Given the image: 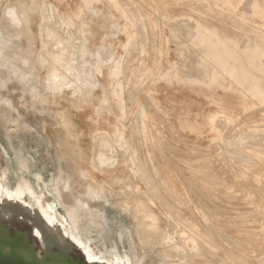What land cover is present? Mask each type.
<instances>
[{
    "label": "rangeland",
    "instance_id": "rangeland-1",
    "mask_svg": "<svg viewBox=\"0 0 264 264\" xmlns=\"http://www.w3.org/2000/svg\"><path fill=\"white\" fill-rule=\"evenodd\" d=\"M220 1L222 2L220 3ZM220 1L218 0L217 2V0H136V1L118 0V4H120V7H122V11L124 10L123 11L124 14L129 16L132 14L131 17L135 16L134 17L135 19L133 20H136L134 21L135 22L134 24H136L135 26L137 28L134 26L135 29L134 28L131 29V32L133 33L132 35L133 37H132V41L129 42L130 47L128 46L132 51L131 53V51L128 50L129 49L128 47L126 49L129 52H127V50H124L125 47H122L123 43H125V41L127 42V35H125V33H120V32L118 33L119 31L118 29L111 30L110 28L111 20H117L119 21V23H124L126 19L122 17L121 11H119L117 8H114L111 5L109 0H101L96 5L97 7H100L102 9L103 11L102 15H97V14L92 15L91 11L90 13H88L89 12L88 9H85L84 12L83 11L81 12V6L83 5L82 0H42V1L41 0H0V32L2 33L4 39L6 40L5 43L1 44L2 55L0 58V177L1 176L7 177V180L11 181V185L13 187L15 186L18 167H19L17 162L18 160L16 159L19 158L18 155L19 152L25 159L29 161L31 172L33 173L39 172L43 175L44 180L47 182V186H48V191L46 190V199L53 206H55L58 209V211L63 215L64 217L63 220L67 221L68 223V225H66L67 227L65 226L61 229L69 231L66 232L68 234H64L65 232L64 231L63 234L61 235V233L57 231V229L55 228L54 229L52 228L50 231H49L50 228L49 229L46 228L47 232L51 233V237L49 236V240H48L49 242L50 241L59 242L58 237H60L62 240H64L66 236L72 237V234L76 232V229L74 228V222L73 220H71L68 211L72 209V211H74L75 213V215H73L74 217L76 216V214L77 215H79L80 213L82 214V209L79 207L80 202H78V200L81 201V204L84 203L85 200V202L91 207V210L92 209L95 210L96 208H99L102 213L104 212L106 216V221L100 220L102 218L101 216H95L97 218H95V220L93 219L94 221L92 220L93 222L92 223L89 221L92 215L83 214L82 221L79 224V228H77L79 231L82 232L83 237L82 236L81 238L79 237V239L81 240L80 242L74 239L73 237L72 238L85 251L84 244L82 243L84 238L86 241H88V243L90 244L89 246L93 249L92 253L98 256V253L100 252L103 256H105L107 262L110 261L108 263L163 264L169 262L168 264H174V263L178 264L182 261L185 262L190 260L192 264H202V263L216 264L215 259H211L213 258V256L210 253L209 255L206 254V252H204L205 249H207V247L209 246L208 243L206 242V240H209L208 238L209 236L211 238L209 240V243L212 242L211 244L213 245L216 243L215 245L218 247V249L216 250L218 251L217 255H219L220 257L222 256L225 257L226 251H229L230 249L233 251L234 255L241 258L240 262H242L243 264H258V263L264 264V245H263L264 222H262L264 221L263 218L264 217V194H263L264 193V187H263L264 186L263 184L264 183V169H263L264 144H261L264 143V139H263L264 138V132H263L264 102H262V100L250 98L249 96L243 98L235 91H230V90L225 91L222 88H208L201 84L192 83L191 80L194 77L192 78L185 77L187 74H185L184 76V73L189 72V74H195L194 73L195 71L192 70L193 66L186 67L185 63L188 65V62L189 63L191 62L190 64H192L196 60V57L191 55L192 53L188 50L177 52V48L179 47L178 45H181V48L189 47V42H186L189 41L186 40L188 38L186 35V31H188L191 27H193L191 26V24H193L194 22L193 19L194 20L198 19L203 24H207V25L214 24V26H216L220 31L225 32L229 36H232L233 38H236L238 40L241 39L244 40V38L246 39L247 32L250 29L253 30V32L251 31L252 32L251 35L257 34L258 36L261 35L264 38V33H263L264 17L261 14H259L255 6L251 4V2L253 3V0H239V1L220 0ZM261 1L264 4L263 0ZM129 2L132 5H130ZM44 3H46L47 5H45ZM136 3L138 4V6ZM242 5L244 9L242 8ZM251 6H252V10H251ZM50 8L51 11H49ZM239 9L241 15L239 14ZM247 10L249 11L247 12ZM42 11H43L42 14H45V17L41 15L40 12ZM110 12L111 14H115V19H113L110 16L111 15ZM51 13L52 15L54 13L55 17L56 16L58 17V18L56 17L58 19V20L56 19L57 22L56 20L49 22L50 20L49 14ZM62 14L64 16L69 15L74 18L75 30L72 29L73 27H69L68 25L66 26L67 28L65 29L64 23L59 22L60 25L62 24L61 26L64 25L63 29H61L62 27L60 28V26L59 27L56 26L58 27L57 28L58 30L56 28L49 29V32L51 33L52 36L55 37V39L48 38L44 33V28L45 27L47 28L48 25L51 26L52 28L53 26L55 27V25L58 24V21H60L59 20L60 15ZM79 14H80L79 17H83L87 22L86 24L87 26L85 25L84 27L85 33H83L82 30L83 27L80 22V18L78 17ZM53 17L54 15L52 16V19ZM180 18L186 22L185 24L188 23V25L183 26L184 28L181 29L179 28V26L176 25V23H174L177 22L178 19ZM186 18L190 22H188ZM171 23L172 24L174 23L175 27H173ZM51 24H53V26ZM169 24L172 25V26L170 25L171 28L169 27ZM146 25L148 27H145ZM172 27L173 28L178 27V28L173 29ZM68 28H71L73 30V32H71L72 35L68 31ZM161 29L162 32L160 31ZM194 29L195 27H193V30ZM75 31L76 33L78 32L77 35L74 34ZM114 31H115L114 34L116 35L115 38L114 36H112V32ZM147 33H149L150 35L148 36ZM79 34L80 37L84 36V38L88 39L87 46L89 48V52L91 53L92 51L91 53L92 55L90 57L87 56L86 58L87 61H93L90 59L94 57V53L103 43L107 45H112L113 49H111L110 52H114L117 55V57H120L122 60L121 62L124 61L123 66L121 67L123 73L120 75L119 79L121 80V78L123 77L125 79L126 78L128 79H126L125 81V79L123 78L124 80L123 79L121 80L122 82L121 84L123 85H121L120 88L117 87V90L118 92L120 90H123L122 96H125L123 97L125 100V105L128 103L127 105H130V108L129 107L126 108L128 109L127 110L128 112L126 111V115L123 118L121 117L122 115L120 116L118 115L120 113V109L117 107L116 104L117 98L115 97V93H114L116 83L115 81L112 82V80L109 77V71L111 69L110 67L103 68L104 70L103 76H99L100 86L96 88L95 91L88 94L87 96L79 95L80 96L79 97L77 95L78 97H76L75 95H72L70 91L71 89L67 86L64 88L63 90L64 92L62 91L63 93H61V95L59 93H52L54 92V90L47 88V85L51 83V79L49 78L50 75H52L53 77H57L58 74H63L62 72L57 71L56 68H54L51 64H46V61L50 53H52V51L54 52L57 51V47L54 50H52L54 46L53 42L55 40L60 41V39L69 40V41L73 40L74 42H76V45H79L82 43L81 41H83V37H81L82 38L81 39L78 36ZM141 34H144L145 37L144 35L142 36ZM69 35L73 39H70L71 37ZM157 35H158V39H157ZM75 37L76 40H74ZM148 37L150 38V40ZM181 37L183 38L182 40H185L184 41V43H186L185 45L183 41H182L183 44L180 43ZM135 38L136 39L139 38L140 40L137 39V41H133L136 40ZM142 38H144L146 41ZM173 38L175 40H171ZM168 39L170 40V42H168L169 41ZM149 41L151 43H149ZM135 42H138V47H140L137 48L138 50L133 49L137 47V43ZM143 42L145 44L147 42L146 44L148 47L147 49ZM134 44H136V46H134ZM186 51L187 53H185ZM126 53L127 54L131 53V54H129V57H127ZM182 53H184L188 57V59L186 57L185 60L183 57L184 54ZM124 57H126L128 61H126ZM184 60L186 61L185 63L181 62L184 65L181 63L179 64L178 61H184ZM140 62L141 65H139ZM12 65L15 66V69H18L19 71L15 72L14 71L15 69L12 67ZM173 66L176 67L174 68ZM177 67L179 68L177 69ZM165 70L176 71L178 78L177 77L176 78L173 77V79L167 78L165 76L166 74ZM21 72L23 73L26 72L29 75L27 77H23ZM130 75L133 76L131 77ZM55 82L58 86L63 85L60 84L61 79L59 78H56ZM32 87L38 89V93H40L41 95L40 98H35L36 91H32ZM127 92L130 93L128 94ZM106 93L109 94L108 96L110 99L109 101L110 103L106 102V104H102L101 100ZM131 95L132 96L134 95L133 99ZM129 97L132 100H130ZM6 99L9 101H6ZM135 100L137 101L135 102ZM72 103L74 104L75 107L73 106ZM147 104H150L153 107L148 105L147 107L149 108H146ZM109 105L111 108L110 110H112L113 112L108 110L107 107H109ZM137 105H139V107H137ZM222 106L225 109H228L227 111L228 113H230L229 118L226 115V113L224 114L221 108ZM130 109H131L130 111L131 113L129 112ZM146 109L148 110L145 111ZM134 110H138L139 112L138 111L134 112ZM137 113L138 116L136 115ZM132 114H134L135 116ZM127 116L128 118H126ZM138 118L139 120H137ZM121 119L123 123H121L122 121L120 122ZM217 119H221V120H217ZM222 120H223V125L225 126L224 129L222 127L223 126L221 122ZM218 121H220V123ZM129 122L130 123L134 122L133 124L136 123L135 126H138L137 127L138 130L135 131L134 129L130 128L133 127V124H130ZM216 122H218L217 124H220L218 125L219 127L217 126ZM138 123L139 125H141L140 127ZM235 124H237V126H235ZM115 125L117 127L119 126L120 128H123V125L125 126V131H127V134L125 132L124 136L127 141L126 144V148L128 149L127 154L132 155V158H135L136 156L137 160L138 159L139 161L141 160L140 162H142L143 160L144 165L145 163L147 165V166L145 165L146 166L145 168H147L146 173L148 172L147 174L152 176L158 182L159 181L161 182V180H158L161 179V177L170 180V183H167L168 185L167 184L163 185L164 189L167 187L168 188L166 190L162 189V193L168 195L169 197H172L171 202L173 201L177 202L178 205L176 204V202H173L175 205L179 206L178 209L177 208L175 209V211L177 213L181 212V214L178 213L179 218L182 219L183 221L184 219L187 220L184 221V223L186 224L183 223L184 224L183 225L182 222L179 223L178 218H176V220L178 221V226L180 225L179 227H177L176 224L168 220L169 218L167 215V210L160 206L159 201L154 199L155 204L151 202L146 203L148 197H151V194L148 193L149 191L145 186V183L142 182L143 180L140 178L139 174L135 175L133 178V170L129 168L131 167L130 160L129 162L128 161L121 162L117 167L106 169L107 172H101L100 169H97L93 165L94 163L93 159L95 157L94 154L96 153L94 136L97 130H99V133L108 132L113 135L115 132V127H116ZM141 127H143L142 129L144 130H142ZM151 127L153 131L151 130ZM231 127L234 128H232L231 130ZM243 127L244 130L246 131L244 133V130H242V134H243L242 135L241 129H243ZM140 129L142 130L143 134H140L142 133ZM129 130L134 131L135 133L132 132V134H130L131 131ZM231 131L232 133L234 131L237 132V133H233L234 134L233 136H235V134L237 135L235 137L228 136V134L230 135ZM253 131L256 133H254ZM257 131L259 132V135L257 134L258 133ZM247 132L248 133L250 132L248 136H247ZM149 133L152 134V136L148 135ZM145 134H146L145 137L146 139L144 138ZM140 135H144V136L142 137ZM241 135H242V139L245 140L242 141V143L239 142L241 141L239 140L241 139ZM237 136L239 138H237ZM150 137H152L153 140ZM244 137L247 138V141ZM132 138L133 140L131 141ZM235 139H237V141ZM141 140L143 141V143L141 142ZM224 140L226 142V145L229 144L228 146H225ZM230 140L232 142L234 140L235 143L230 142ZM144 142H146L147 145ZM215 142H217L220 145L219 148H216V146L218 147L219 145H217V143ZM238 142L241 143V145ZM247 142L249 144H246ZM244 143L246 148L242 147L244 146ZM163 144L165 145L163 146ZM235 144L236 146H234ZM137 145L139 147L138 150H137ZM168 145L169 147H167ZM259 145L261 146L260 148ZM158 146L160 147L161 150L165 147L164 149L167 153L164 151V149L161 152ZM247 146L249 148H247ZM141 148L143 149V151ZM172 148L174 152L170 150ZM222 149H224L225 151ZM233 150H235L236 153L231 155V152L233 153ZM241 150L245 152L242 153ZM152 151L155 152V154H153ZM221 151L225 153L222 152L223 155H221L222 154ZM228 152L230 154H228ZM132 153H136V155ZM163 153L165 156L167 155L166 159L162 157L164 156ZM226 154L227 156H224ZM239 154L241 157L239 156ZM247 155H249L250 159L247 157ZM235 156L236 157L238 156V158H235ZM121 157H122L121 153L120 154L118 153V158L122 159ZM223 158H225V160ZM229 158L231 159L229 160ZM153 159H155L156 161ZM236 159L237 160L239 159L238 162H236L237 161ZM226 160H228V162L232 161L231 162L232 164L230 162L228 163ZM255 161L257 164L255 163ZM156 162H158V164ZM169 162L171 163L168 164ZM152 165L154 166V168L152 167ZM156 165L158 166L156 167ZM240 166L242 169L240 168ZM158 167L161 168L162 175L159 173L161 171L159 170ZM80 169L83 171L85 170L84 171L86 173L85 176L81 175ZM5 170L7 172H4ZM155 173L158 175H156ZM124 175L125 177L127 175L128 177L131 176L132 179L134 180V181L132 180V182L138 185V189L141 192H139L138 194L135 193L130 194L129 189H125L126 186L125 183H123V181L116 183L117 181L115 180H118L117 177L118 178H120L121 176L124 177ZM253 175H255L256 177ZM62 177L65 181H63ZM58 178H60L61 180L60 179L59 180L60 182H62V184L59 182L60 183V186H58L59 189L56 188V184H53V181L56 182ZM32 181H35L34 177L32 178ZM136 184L132 185V187H134ZM91 185L96 186L99 189V191L103 192L105 199L101 201H95L84 196L85 194H83V192L85 188ZM171 185L173 188L172 190L169 187ZM190 186L191 187L193 186L194 188L193 187L191 188ZM231 186L233 188H231ZM194 190L196 192H194ZM142 191L144 193L147 192V194L146 195L143 194ZM260 191H262L263 193ZM167 192H169V194ZM171 192L176 194L175 195L171 194ZM24 195H25L24 198L26 200H30L26 194ZM176 195H178V198L173 199L175 198ZM131 197L133 198L131 199ZM179 197L180 200H182L181 202H179L180 200H178ZM75 198H77L76 199L77 201L75 200ZM141 200L146 201L144 202L145 208H148L149 210H153L159 216V228L157 232L153 230L149 231L146 230L145 228L143 229L142 227L143 213L140 214V212H136L137 203H141L140 202ZM181 203L183 204L185 203V205L183 206V204ZM195 205H197V207ZM185 206H187L188 208ZM179 208L180 211H178ZM190 208L192 211L189 210ZM181 209L183 210V212L181 211ZM222 210L225 212L222 213L221 212ZM199 211L200 213H198ZM208 212L210 213V215ZM165 214L167 215V218L165 217L166 216ZM193 215H195L196 217ZM139 217L140 219H138ZM18 218L19 216L17 215V213H14V218L11 221L5 219L6 221H4V223L10 227L13 233H17L18 231L25 232L28 235V239H29L30 236L26 231H24L19 226L13 229L10 226V222L11 224H15V222H18L19 224L24 226H27L26 222H29L33 225V228L35 225L29 219H25L24 217H22L20 218L21 219L20 220ZM164 218H166L167 221ZM207 218H209L210 220ZM13 220L15 221L13 222ZM96 220L98 221L96 222L97 224L95 223ZM208 222L210 225H208ZM193 224H197V225L199 224L197 230L200 232V234L202 233L201 236H199L195 232H192L193 231L192 228L195 229V227H193ZM186 225L188 228L186 227ZM189 225L190 228L192 227L191 229L189 228ZM171 226H173V228ZM209 228H211L210 230L213 231H210ZM183 230L187 232L186 235H190L193 233L196 234V237L201 240V244L203 245L205 244L206 246L204 247L203 252L201 249V251H197L196 253L192 251L193 252L192 253L191 251L189 252L188 250H184L181 247L177 248L175 246L176 243L180 245V242L182 246L183 244L185 245L186 235H182ZM214 230H216L220 236L223 233L221 236L222 238L219 235H217L216 231ZM205 231L206 234L204 233ZM169 232H170V236L172 235L175 241H173V243H164L163 236H166L167 234H169ZM35 233L40 236L39 233L37 232ZM223 235H224V239H223ZM228 235L231 241L227 237ZM180 238L182 239V241H180L181 240ZM225 238L228 239L229 242ZM223 240L224 241L226 240V242H224ZM233 243H235L236 245ZM232 244L235 246H233ZM221 246L223 248H221ZM185 249H187L186 246ZM85 252L87 253V251ZM190 253L192 254L191 256L193 260L191 259ZM115 256H118L120 258L116 259ZM122 258L123 260H121ZM228 262L229 264H233L231 263L233 261H228Z\"/></svg>",
    "mask_w": 264,
    "mask_h": 264
},
{
    "label": "bare ground",
    "instance_id": "bare-ground-1",
    "mask_svg": "<svg viewBox=\"0 0 264 264\" xmlns=\"http://www.w3.org/2000/svg\"><path fill=\"white\" fill-rule=\"evenodd\" d=\"M42 1V0H41ZM83 1V5L81 6V12L83 11L84 12V10L85 9H88L89 10V12L88 13H90V11L92 12V15H95V14H97V15H102L103 14V11H102V9L100 8V7H97L96 5L101 1V0H82ZM128 1V0H127ZM136 1V0H135ZM220 1V0H219ZM237 1H239V0H237ZM236 1V2H237ZM109 2L111 3V5L114 7V8H117L119 11H121L122 12V17H124L126 20H125V22L124 23H119V21H117V20H111V26H110V28H111V30L113 29V30H116V29H118L119 31H118V33L120 32V33H125V35H127V42L125 41V43H123V46L122 47H125V49L124 50H127L126 48L129 46V42L130 41H132V35H133V33L131 32V29L132 28H134V26L136 25V24H134L135 22L134 21H136V20H133V19H135L133 16L131 17V15L129 16V15H125L124 14V10L122 11V7H120V4H118V0H109ZM217 2H218V0H217ZM222 1H220V3H221ZM225 2V1H224ZM235 2V3H236ZM251 2V1H250ZM263 2H264V0H263ZM119 3H120V1H119ZM138 3V2H137ZM136 3V4H137ZM226 3V2H225ZM224 3V4H225ZM45 5H47L46 3H44ZM129 4H130V2H129ZM202 4V3H201ZM206 4V3H205ZM204 4V5H205ZM223 4V3H222ZM227 4V3H226ZM231 4V3H230ZM238 4V3H237ZM251 4L253 5V6H255V8H256V10H257V12L259 13V14H261L263 17H264V4L262 3V1L261 0H253V3L251 2ZM52 5V4H51ZM126 5V4H125ZM130 5H132V4H130ZM69 6V5H68ZM137 6H138V4H137ZM160 6V5H159ZM246 6V5H245ZM34 7H35V5H34ZM51 7V6H50ZM133 7V6H132ZM193 7V6H192ZM222 7V6H221ZM240 7V6H239ZM249 7V6H248ZM53 8V7H52ZM194 8V7H193ZM218 8V7H217ZM242 8H243V5H242ZM246 8V7H245ZM32 9H34V8H32ZM37 9V8H36ZM41 9V8H40ZM117 9H116V11H117ZM128 9V8H127ZM209 9V8H208ZM234 9H235V7H234ZM241 9V8H240ZM240 9H239V14H240ZM244 9V8H243ZM158 10V9H157ZM195 10V9H194ZM221 10V9H220ZM219 10V11H220ZM242 10V9H241ZM251 10H252V6H251ZM255 10V11H256ZM49 11H51V8H50V10ZM53 11V10H52ZM58 11V10H57ZM135 11V10H134ZM210 11V10H209ZM212 11V10H211ZM235 11V10H234ZM249 10H247V12H248ZM128 12V11H127ZM223 12V11H222ZM231 12V11H230ZM236 12V11H235ZM241 12H243V11H241ZM41 13V15H43V17H45V14H42L43 13V11L42 12H40ZM59 13V12H58ZM126 13V12H125ZM136 13V12H135ZM143 13V12H142ZM141 13V14H142ZM154 13V12H153ZM197 13H198V11H197ZM237 13V12H236ZM250 13V12H249ZM110 14H111V12H110ZM130 14V13H129ZM139 14V13H138ZM54 15V17H53V19H52V16ZM53 15H52V13L51 14H49V22H52V21H55L57 18L55 17V14L53 13ZM81 15H82V13H81ZM84 15V14H83ZM160 15V14H159ZM206 15V14H205ZM241 15V14H240ZM243 15V14H242ZM248 15V14H247ZM80 16V14L78 15V17ZM91 16V15H90ZM113 19H115V14H111L110 15ZM156 16V15H155ZM164 16V15H163ZM219 16V15H218ZM229 16V15H228ZM92 17V16H91ZM158 17V16H157ZM161 17V16H160ZM159 17V18H160ZM194 17V16H193ZM208 17V16H207ZM241 17V16H240ZM251 17V16H250ZM260 17V16H259ZM80 18V22H81V24H82V30H83V33H85L84 32V27H85V25L87 24V22H86V20L83 18V17H79ZM137 18V17H136ZM141 18H142V16H141ZM221 18V17H220ZM244 18V17H243ZM86 19H87V17H86ZM120 19V18H119ZM176 19V18H175ZM192 19V18H191ZM239 19V18H238ZM246 19V18H245ZM249 19V18H248ZM247 19V20H248ZM58 20V19H57ZM57 20H56V22H57ZM60 21H58V24H59V22L61 23H64V25H65V29L67 28L66 26L68 25L69 27H73L72 29H74L75 28V20H74V18L72 17V16H69V15H60V19H59ZM165 20V19H164ZM186 20L188 21V22H190L187 18H186ZM259 20H260V18H259ZM193 24H191V26H193V27H195V29L193 30V27H191L188 31H186V35H187V37L189 38H187V37H185V38H187L186 40H189V41H186V42H189V47H188V44H187V47L188 48H181V45H178L179 47L177 48V52L178 51H185V50H188V51H190L192 54L191 55H193V56H195L196 57V60L192 63V64H190L189 62H188V65L185 63L186 61V55L184 54V53H182V54H184L183 55V57H184V61H178L179 62V64L181 63V62H183V63H185V66L186 67H192V70H194L195 72V74H189V72H183L184 73V76H185V74H187L185 77H194L192 80H191V82L192 83H195V84H201V85H204V86H206V87H208V88H222L223 90H225V91H235L236 93H238L241 97H243V98H246L247 96H249L250 98H254V99H257V100H262V102H264V38H263V36H261V35H251L252 34V32H253V30L252 29H250V30H248V32H247V38L245 39L244 38V40H238V39H236V38H233L232 36H229L227 33H225V32H222V31H220L216 26H214V24H210V25H207V24H203L201 21H199L198 19H193ZM241 21H243V20H241ZM26 22V21H25ZM141 22V21H140ZM139 22V23H140ZM162 22V21H161ZM164 22V21H163ZM229 22V21H228ZM90 23V22H89ZM138 23V22H137ZM146 23V22H145ZM170 23V22H169ZM174 23H176V25L177 26H179V28L181 29V28H184L183 26H185V25H188V23L187 24H185L186 22L184 21V20H182L181 18L180 19H178V21L177 22H174ZM174 23L172 24L173 25V27H175L174 26ZM55 25V23H54V25H55V27L53 26V24H51L52 26H53V28L51 27V26H49L48 25V27L46 28H44V33H45V35L48 37V38H51V39H55V37L54 36H52L51 35V33L49 32V29H54V28H58L59 26H60V28L61 29H63V26H61L60 24L59 25ZM144 24V23H143ZM166 24V23H165ZM164 24V25H165ZM171 24H169V27L171 28ZM234 24V23H233ZM232 24V25H233ZM250 24V23H249ZM256 24V23H255ZM261 24V23H260ZM171 25V26H170ZM56 26H58V27H56ZM87 26V25H86ZM143 26V25H142ZM230 26V25H229ZM136 27V26H135ZM145 27H148L147 25L145 26ZM168 27V28H169ZM172 27V28H173ZM81 28V27H80ZM137 28V27H136ZM144 28V27H143ZM176 28H178V27H176ZM176 28H173V29H176ZM186 28V27H185ZM48 29V30H47ZM69 29H71V28H68V31L71 33V32H73V30L71 29V30H69ZM106 29V28H105ZM135 29V28H134ZM237 29H238V26H237ZM241 29V28H240ZM239 29V30H240ZM58 30V29H57ZM60 30V29H59ZM75 30V29H74ZM78 30V29H77ZM139 30H140V28H139ZM142 30V29H141ZM172 30V29H171ZM185 30V29H184ZM192 30V31H191ZM62 31H65V30H62ZM61 31V32H62ZM91 31V30H90ZM135 31V30H134ZM146 31V30H145ZM147 31H148V28H147ZM161 32H162V29L160 30ZM181 31V30H180ZM183 31V30H182ZM247 31V30H246ZM252 31V32H251ZM261 31V30H260ZM137 32V31H136ZM135 32V33H136ZM171 32V31H170ZM174 32H175V30H174ZM262 32V31H261ZM64 33V32H63ZM65 33H67V32H65ZM115 33V31L114 32H112V36H114V38L116 37V35L114 34ZM141 33H143V32H141ZM172 33V32H171ZM176 33H177V30H176ZM178 33H179V30H178ZM184 33V32H183ZM264 33V32H263ZM69 34V33H68ZM67 34V35H68ZM74 34H78V32L76 33V31H75V33ZM138 34V33H137ZM148 34V36L150 35L149 33H147ZM174 34V33H173ZM185 34V33H184ZM255 34V33H254ZM71 35H72V33H71ZM76 35H74V36H76ZM83 35V34H82ZM88 35V34H87ZM96 35V34H95ZM118 35V34H117ZM142 36L144 35V34H141ZM70 36V35H69ZM79 37H80V34L78 35ZM71 37V36H70ZM78 37V38H79ZM81 37H83V41H81L82 43L81 44H79V45H76V42H74L73 40V42L72 41H69V40H61L60 39V41H54L53 42V44H54V46H53V48H52V50H54L56 47H57V51L56 52H54V51H52V53H50V55H49V57H48V59H47V61H46V64H51L54 68H56V70L57 71H59V72H62L63 74H58L57 75V77H53L52 75H50L49 76V78L51 79V83L49 84V85H47V88L48 89H51V90H54V92H52V93H59L60 95H61V93H63L64 91V88L67 86V87H69L71 90V93H72V95H75L76 97H78L79 95L80 96H87L88 94H90L91 92H93V91H95V89L96 88H98L99 86H100V80H99V76H103V72H104V70H103V68L104 67H110L111 69H110V71H109V77H110V79L112 80V82H114L115 81V83H116V87H115V89H114V93H115V97L117 98L116 99V104H117V107L120 109V113L118 114L119 116L120 115H122L121 117L123 118L125 115H126V111L128 110V109H126V108H130V105H127V107H126V105H125V100H124V98L123 97H125V96H122V91L123 90H120L119 92H118V90H117V87H121V85H123V84H121L122 82H121V80L124 78H121V80L119 79V77H120V75L123 73V70H122V66H123V62H121L122 60H121V58L120 57H117V55L114 53V52H110L111 51V49H113V46L112 45H107V44H105V43H103L102 45H100V47L97 49V51L94 53V57L92 58V59H90V60H93V61H87V56H91L92 54V51H91V53L89 52V48H88V46H87V42H88V39L87 38H84V36H81ZM80 37V38H81ZM137 37V36H136ZM139 37H140V35H139ZM144 37H145V35H144ZM166 37V36H165ZM244 37V36H243ZM149 38V37H148ZM184 38V39H185ZM63 39V38H62ZM64 39H66V38H64ZM70 39H73L72 37L70 38ZM82 39V38H81ZM136 39V38H135ZM138 40H140L139 38H137ZM137 39L136 40H133V41H137ZM142 39H144V38H142ZM157 39H158V35H157ZM183 38L181 37V44H183L184 43V41L185 40H182ZM74 40H76V37H75V39ZM145 40V39H144ZM143 40V41H144ZM149 40H150V38H149ZM169 40V39H168ZM171 40H175L174 38L173 39H171ZM80 41H79V43H80ZM92 41V40H91ZM100 41H101V39H100ZM146 41V40H145ZM144 41V42H145ZM157 41V40H156ZM182 41H183V43H182ZM6 42V40L4 39V37L2 36V33L0 32V58H1V55H2V47H1V44H3V43H5ZM140 42V41H139ZM143 42V43H144ZM168 42H170V40L168 41ZM173 42V41H172ZM75 43V44H74ZM132 43H134V42H132ZM131 43V44H132ZM135 43H137V47L136 48H133V46H132V48L133 49H137V48H140V47H138V42H135ZM142 43V44H143ZM149 43H151L150 41H149ZM174 43H175V41H174ZM177 43V42H176ZM93 44V43H92ZM130 44V45H131ZM140 44V43H139ZM145 44V43H144ZM146 44H147V42H146ZM145 44V46H146V49L148 48L147 47V45ZM158 44V43H157ZM186 43H184V45H185ZM89 46H90V44H89ZM134 46H136V44H134ZM96 47V46H95ZM121 47V48H122ZM130 47V46H129ZM128 47V48H129ZM184 47V46H183ZM176 48V47H175ZM143 49V48H142ZM128 50H130V48L128 49ZM127 50V52H129ZM138 50V49H137ZM158 50V49H157ZM131 51V50H130ZM149 51H150V48H149ZM174 51V50H173ZM131 53H132V51H131ZM131 53H126L127 55V57H129V54H131ZM162 53V52H161ZM166 53V52H165ZM185 53H187V51L185 52ZM89 54V55H88ZM136 54V53H135ZM141 54V53H140ZM175 54V53H174ZM179 54V53H178ZM181 54V53H180ZM125 55V54H124ZM168 55V54H167ZM189 55V54H188ZM143 56V55H142ZM175 56H177V55H175ZM182 56V55H181ZM190 56V55H189ZM179 57V56H178ZM191 57V56H190ZM125 58V60L126 61H128L127 59H126V57H124ZM131 58V57H130ZM154 58V57H153ZM129 59V58H128ZM135 59V58H134ZM187 59H188V57H187ZM124 60V59H123ZM182 60H183V58H182ZM190 60V59H189ZM140 61V60H139ZM142 61V60H141ZM188 61V60H187ZM191 61V60H190ZM193 61V60H192ZM170 63V62H169ZM183 63H181V64H183ZM151 64V63H150ZM125 65V64H124ZM139 65H141V62H140V64ZM144 65V64H143ZM184 65V64H183ZM182 65V66H183ZM150 66V65H149ZM12 67L15 69V66H13L12 65ZM174 68L176 67V66H173ZM180 67H181V65H180ZM185 67V68H186ZM141 68V67H140ZM143 68V67H142ZM179 67H177V69H178ZM124 69V68H123ZM146 69V68H145ZM190 69V68H189ZM142 70V69H141ZM15 72H17V71H19L18 69H15L14 70ZM133 71V70H132ZM139 71V70H138ZM166 71V70H165ZM131 72V71H130ZM136 72V71H135ZM134 72V73H135ZM22 73V76L23 77H27L29 74L28 73H26V72H21ZM125 73V72H124ZM146 74V73H145ZM182 74V73H181ZM127 75V74H126ZM183 75V74H182ZM131 77L133 76V75H130ZM134 76H135V74H134ZM159 76V75H158ZM165 76L167 77V78H169V79H173V77H177L178 78V76H177V74H176V71H173V70H169V71H166V74H165ZM130 77V78H131ZM56 78H59V79H61V83L60 84H63V85H57L56 84V82H55V80H56ZM138 78V77H137ZM141 78V77H140ZM125 79V78H124ZM123 79V80H124ZM126 79H128V78H126ZM126 79H125V81H126ZM134 79V78H133ZM149 79H151V78H149ZM161 79V78H160ZM137 80V79H136ZM162 80V79H161ZM179 80V79H178ZM181 80H183V79H181ZM132 81V80H131ZM143 81H144V79H143ZM168 81V80H167ZM187 81V80H186ZM189 81V80H188ZM133 82V81H132ZM132 82H131V84H132ZM138 82V81H137ZM148 82V81H147ZM173 82V81H172ZM178 82V81H177ZM128 83V82H127ZM154 83V82H153ZM137 84V83H136ZM178 84V83H177ZM185 84V83H184ZM183 84V85H184ZM101 85H104V84H101ZM139 85V84H138ZM134 86V85H133ZM145 86V85H144ZM174 86V85H173ZM182 86V85H181ZM31 87V86H30ZM136 87V86H135ZM61 88H63V89H61ZM59 89H61V90H59ZM122 89V88H121ZM127 89V88H126ZM139 89V88H138ZM29 90V89H28ZM41 90V89H40ZM57 90H59V91H57ZM128 90V89H127ZM140 90V89H139ZM177 90V89H176ZM179 90V89H178ZM32 91H36V96H35V98H40L41 97V95H40V93H38V89L37 88H35V87H32ZM63 91V92H62ZM102 91H104V90H102ZM142 91V90H141ZM140 91V92H141ZM107 92V91H106ZM132 92V91H131ZM138 92V91H137ZM104 93V92H103ZM128 94L130 93V92H127ZM135 93V92H134ZM133 93V94H134ZM107 94V93H106ZM105 94V96L102 98V100H101V102H102V104H106V102H109L110 101V99H109V94H107L106 95ZM138 94V93H137ZM71 95V96H72ZM78 95V96H77ZM139 95H140V93H139ZM79 96V97H80ZM132 96V95H131ZM66 97V96H65ZM64 97V98H65ZM69 97V96H68ZM75 97V98H76ZM67 98V97H66ZM113 98V97H112ZM128 98V97H127ZM134 98V95L132 96V99ZM135 98H136V96H135ZM139 98V97H138ZM129 99L130 100H132L130 97H129ZM130 100H128V101H130ZM6 101H9V100H7L6 99ZM137 100H135V102H136ZM142 101V100H141ZM145 101V100H144ZM76 102V101H75ZM147 102V101H146ZM146 102H144V103H146ZM110 103V102H109ZM142 103V102H141ZM148 103V102H147ZM73 104V103H72ZM131 104V103H130ZM152 104V103H151ZM148 105H150V104H147L146 105V108H149V107H147ZM258 105V104H257ZM73 106H74V104H73ZM142 106V105H141ZM140 106V107H141ZM144 106H145V104H144ZM150 106H152V105H150ZM254 106V105H253ZM259 106H261V105H259ZM75 107V106H74ZM137 107H139V105H137ZM143 107V106H142ZM141 107V108H142ZM153 107V106H152ZM95 108V107H94ZM108 108V110H110L111 108H110V105H109V107H107ZM140 108V109H141ZM222 108V110H223V112H224V114L226 113V115L228 116V118H229V115H230V113H228V109H225L223 106L221 107ZM260 108V107H259ZM261 108H263V107H261ZM132 109V108H131ZM131 109L129 110V112L131 111ZM249 109V108H248ZM148 109H146L145 111H147ZM155 110V109H154ZM153 110V111H154ZM254 110V109H253ZM257 110H258V108H257ZM63 111V110H62ZM102 111V110H101ZM110 111H112V110H110ZM135 111H138V110H134V112ZM158 111V110H157ZM251 111H252V109H251ZM98 112V111H97ZM113 112V111H112ZM128 112V111H127ZM139 112V111H138ZM243 112V111H242ZM254 112V111H253ZM117 113H118V111H117ZM131 113V112H130ZM141 113V112H140ZM143 113V112H142ZM148 113V112H147ZM146 113V114H147ZM110 114V113H109ZM214 114V113H213ZM116 115V114H115ZM132 115H134V114H132ZM137 116H138V113L136 114ZM98 116V115H97ZM128 116H129V113H128ZM128 116L126 117V118H128ZM135 116V115H134ZM136 116V117H137ZM143 116V115H142ZM244 116V115H243ZM248 116V115H247ZM141 117V116H140ZM231 117V116H230ZM114 118V117H113ZM132 118H133V116H132ZM131 118V119H132ZM144 118V117H143ZM119 119V118H118ZM135 119V118H134ZM133 119V120H134ZM223 119V118H222ZM255 119V118H254ZM92 120V119H91ZM127 120V119H126ZM136 120V119H135ZM137 120H139V118L137 119ZM166 120V119H165ZM217 120H221V119H217ZM122 121V119L120 120V122ZM236 121H237V119H236ZM68 122V121H67ZM130 122H132V121H130ZM129 122V123H130ZM136 122V121H135ZM219 123H220V121H218ZM218 122H216V124L218 123ZM222 122V125H223V120L221 121ZM226 122V121H225ZM121 123H123V121L121 122ZM134 123V122H133ZM133 123H130V124H133ZM137 123V122H136ZM135 123V124H136ZM140 123H141V120H140ZM144 123V122H143ZM165 123V122H164ZM255 123V122H254ZM66 124V123H65ZM135 124H133V127H130V128H132V129H134L135 131H137L138 130V126H135ZM212 124V123H211ZM225 124V123H224ZM257 124H258V122H257ZM121 125V124H120ZM129 125V124H128ZM138 125H139V123H138ZM145 125V124H144ZM147 125V124H146ZM166 125V124H165ZM218 125H220V124H217V126ZM221 125V126H222ZM231 125H232V123H231ZM116 126V125H115ZM130 126V125H129ZM141 125H139V127H140ZM143 126V125H142ZM230 126V125H229ZM235 126H237V124H235ZM248 126V125H247ZM219 127V126H218ZM223 127V129H224V125L222 126ZM221 127V128H222ZM227 127V126H226ZM254 127V126H253ZM143 127H141V129H142ZM148 128V127H147ZM232 128H234V127H231V130H232ZM240 128V127H239ZM103 129V128H102ZM140 129V130H141ZM213 129V128H212ZM230 129V128H229ZM127 130V129H126ZM142 130H144V129H142ZM142 130H141V132H142ZM148 130V129H147ZM151 130H152V127H151ZM156 130H158V129H156ZM242 130H244V127H243V129H241V134H242ZM254 130V129H253ZM261 130V129H260ZM129 131H131V130H129ZM153 131V130H152ZM151 131V132H152ZM238 131V130H237ZM245 131L246 130H244V133H245ZM248 131V130H247ZM255 131H256V129H255ZM262 131V130H261ZM112 132V131H111ZM114 132V131H113ZM126 132V134H127V131H125V126L123 125V128H120L119 126L117 127H115V132H114V134L112 135L111 133H99V130H97V132H96V134H95V136H94V134H93V136H94V140H95V147H96V153L94 154L95 155V157H94V159H93V165L97 168V169H100L101 170V172H107V170L106 169H109V168H114V167H117L121 162H124V161H128L129 162V160L131 161V163H130V165H131V167H129L130 169H132L133 170V178H134V176L135 175H140V178L143 180L142 182H144L145 183V186L147 187V189H148V193H150L151 194V197H148V200L147 199H145V200H147V202L146 201H140L141 203H137V207H136V212H140V214L141 213H143L142 215H143V225H142V227H143V229L145 228L146 230H153V231H156L157 232V230H158V228H159V216L157 215V213L156 212H154L153 210H149L148 208H145V204H144V202H146V203H153V204H155V202H154V199L155 200H157V201H159V203H160V206L161 207H163V208H165L166 210H167V215H168V220H170L171 222H173L174 224H176L177 225V227H179L178 226V221H179V223L180 222H182V224L184 223V221H187V220H185L184 219V221L182 220V219H180L179 218V215H178V213L175 211V209L177 208L178 209V207L179 206H177L178 204H177V202L176 201H173V202H176V204L177 205H175L173 202H171V198L172 197H169L168 195H165L164 193H162V189H164L163 188V185L164 184H167V183H170V180L169 179H166V178H164V177H161V179H158V180H161V182L159 181H157V180H155L152 176H150L149 174H147L146 173V170H147V168H145L147 165H146V163H145V165H144V162H143V160H142V162H140L139 161V159L137 160L136 158V153H132V154H135L134 156H135V158H132V155H128L127 154V151H128V149L126 148V144H127V141H126V138H125V133ZM132 132H134V131H131V133L130 134H132ZM149 132V131H148ZM147 132V133H148ZM159 132V131H158ZM250 132H251V130H250ZM249 132V133H250ZM254 132V131H253ZM252 132V133H253ZM258 132V131H257ZM264 132V131H263ZM135 133V132H134ZM139 133V132H138ZM154 133V132H153ZM223 133V132H222ZM226 133V132H225ZM233 133H237V132H233ZM232 133V131H231V133H230V135L228 134V136H233L234 134ZM248 132H247V136H248V134H249ZM254 133H256V132H254ZM253 133V134H254ZM140 134H143V132L142 133H140ZM224 134V133H223ZM232 134V135H231ZM253 134H252V136H253ZM258 135H259V132L257 133ZM260 134H261V132H260ZM129 135V134H128ZM148 135H150V136H152V134H148ZM161 135V134H160ZM226 135V134H225ZM224 135V136H225ZM237 134H235V136H236ZM243 135V134H242ZM242 135H241V139H239V140H241V141H239V142H241L242 143V141H245L244 139H242ZM245 135V134H244ZM140 136H144V135H140ZM162 136V135H161ZM160 136V137H161ZM235 136H233V137H235ZM238 136H239V133H238ZM237 136V138H239ZM146 137V134H145V136H144V138ZM154 137V136H153ZM157 137V136H156ZM155 137V138H156ZM232 137V138H233ZM251 137V136H250ZM128 138H130V137H128ZM150 138H152V137H150ZM223 138V137H222ZM226 138V137H225ZM245 138V137H244ZM252 138V137H251ZM254 138V137H253ZM257 138V137H256ZM260 138H261V135H260ZM146 139V138H145ZM246 139V141H247V138H245ZM255 139V138H254ZM264 139V138H263ZM128 140V139H127ZM133 140V138L131 139V141ZM134 140H136V139H134ZM144 140V139H143ZM152 140H153V138H152ZM159 140H162V139H159ZM167 140V139H166ZM232 140V139H231ZM230 140V142H232ZM236 141H237V139H235ZM251 140V139H250ZM261 140V139H260ZM139 141V140H138ZM145 141V140H144ZM221 141H223V140H221ZM226 141H228V140H226ZM254 141H256V140H254ZM253 141V142H254ZM130 142V141H129ZM128 142V143H129ZM140 142V141H139ZM141 142L143 143V141L141 140ZM218 142H219V140H218ZM233 142L235 143V141L233 140ZM232 142V143H233ZM238 142V143H239ZM260 142H263V141H260ZM75 143V142H74ZM144 143H146V142H144ZM159 143V142H158ZM162 143H165V142H162ZM162 143H160V144H162ZM215 143H217V142H215ZM221 143V142H220ZM224 143H225V146H228V145H226V142H225V140H224ZM224 143H223V145H224ZM231 143V144H232ZM241 143H239L240 145H241ZM76 144H78V143H76ZM76 144H75V146H76ZM154 144V143H153ZM160 144H159V146H160ZM237 144V143H236ZM236 144L234 145V146H236ZM246 144H249L248 142L246 143ZM261 144H264V143H261ZM146 145H147V143H146ZM145 145V146H146ZM149 145V144H148ZM165 144H163V146H164ZM215 145V144H214ZM217 145H219L218 143H217ZM142 146V145H141ZM158 146V147H159ZM232 146V145H231ZM230 146V147H231ZM250 146V145H249ZM263 146V145H262ZM143 147V146H142ZM147 147V146H146ZM154 147V146H153ZM167 147H169V145L167 146ZM171 147V146H170ZM220 147V145L217 147L216 146V148H219ZM221 147H223V146H221ZM238 147H240V146H238ZM242 147H245V143H244V146H242ZM251 147V146H250ZM261 146L259 145V148H260ZM77 148V147H76ZM130 148V147H129ZM138 145H137V150H138ZM162 148V147H161ZM165 148V147H164ZM163 148V149H164ZM232 148V147H231ZM236 148V147H235ZM246 148V147H245ZM247 148H249L248 146H247ZM254 148H257V147H254ZM253 148V149H254ZM135 149V148H134ZM142 149V148H141ZM157 149V148H156ZM159 149H160V147H159ZM162 149V150H163ZM169 149V148H168ZM221 149V148H220ZM226 149V148H225ZM233 149V148H232ZM232 149H229V150H232ZM250 149H252V148H250ZM263 149H264V147H263ZM153 150V149H152ZM161 150V149H160ZM162 150H161V152H162ZM170 150H172L173 151V148L172 149H170ZM175 150V149H174ZM200 150H202V149H200ZM214 150V149H213ZM222 150H224V149H222ZM244 150V149H243ZM243 150H241L242 151V153L243 152H245V151H243ZM259 150V149H258ZM142 151H143V149H142ZM148 151V150H147ZM164 151H165V149H164ZM225 151V150H224ZM240 151V152H241ZM160 152V153H161ZM166 152V151H165ZM174 152V151H173ZM208 152V151H207ZM215 152V151H214ZM223 151H221V153H222ZM247 152V151H246ZM118 153L120 154L121 153V158L122 159H119L118 158ZM146 153H148V152H146ZM152 153L153 154H155V152H153L152 151ZM151 153V154H152ZM167 153V152H166ZM209 153V152H208ZM220 153V154H221ZM223 153H225V152H223ZM223 153L221 154V155H223ZM236 152H235V150H233V153L231 152V155L232 154H235ZM239 153V152H238ZM242 153H240V154H242ZM142 154H144V153H142ZM152 154V155H153ZM177 154V153H176ZM205 154H207V153H205ZM228 154H230L229 152H228ZM240 154H239V156H240ZM248 154H249V152H248ZM251 154V153H250ZM18 155H19V158L18 159H16V160H18L17 162H18V165H19V167H18V173H17V171H16V173H17V178H16V184H15V186L13 187L12 185H11V181H8L7 180V177H4V176H1L0 177V216L1 217H3L4 219H7L8 221H11L13 218H14V213H17V215L19 216V218L18 219H20V218H22V217H24L25 219H29L35 226H34V228H35V232H37V233H39L40 234V236H41V238H42V241H43V244L47 247L48 246V240H49V236L51 237V233L50 232H47V229H49V231L53 228H55V229H57V231H59L60 233H61V235L63 234V232H64V234H68V233H66V232H69L68 230H62L61 228H63V227H65L66 225H68V223H67V221L65 220H63V215L58 211V209L55 207V206H53L47 199H46V190L48 191V186H47V182L44 180V177H43V175L41 174V173H39V172H36V173H33V172H31V168H30V165H29V161L27 160V159H25L21 154H20V152L18 153ZM150 155V154H149ZM148 155V156H149ZM162 155V154H161ZM163 155H164V153H163ZM236 155H238V154H236ZM246 155V154H245ZM244 155V156H245ZM261 155V154H260ZM145 156V155H144ZM165 156V155H164ZM164 156H162L163 158H165L166 159V156L164 157ZM192 156V155H191ZM224 156H227V154L226 155H224ZM256 156H257V154H256ZM259 156V155H258ZM262 156V155H261ZM120 157V156H119ZM139 157V156H138ZM146 157V156H145ZM150 157V156H149ZM157 157V156H156ZM169 157H170V155H169ZM173 157V156H172ZM171 157V158H172ZM232 157V156H231ZM241 157V156H240ZM247 157L249 158V155H247ZM251 157V156H250ZM260 157V156H259ZM144 158V157H143ZM148 158V157H147ZM154 158V157H153ZM220 158V157H219ZM222 158V157H221ZM225 158H228V157H225ZM225 158H223L224 160H225ZM235 158H238V156L236 157L235 156ZM246 158V157H245ZM253 158V157H252ZM256 158V157H255ZM141 159V158H140ZM156 159V158H155ZM155 159H153V160H155ZM165 159H163V160H165ZM174 159V158H173ZM231 158H229V160H230ZM233 159V158H232ZM244 159V158H243ZM242 159V160H243ZM250 159V158H249ZM262 159V158H261ZM151 160V159H150ZM237 160V159H236ZM239 160V159H238ZM238 160L236 161V162H238ZM255 160V159H254ZM146 161V160H145ZM156 161V160H155ZM168 161V160H167ZM171 161H172V159H171ZM227 162H228V160H226ZM245 161H247V160H245ZM250 161V160H249ZM248 161V162H249ZM147 162V161H146ZM153 162V161H152ZM215 162V161H214ZM230 163L232 162V161H229ZM228 162V163H229ZM240 162V161H239ZM242 162V161H241ZM252 162H253V160H252ZM259 162H260V160H259ZM150 163V162H149ZM157 164H158V162H156ZM155 163V164H156ZM164 163V162H163ZM171 162H169L168 164H170ZM251 163V162H250ZM255 163H256V161H255ZM80 164V163H79ZM129 164V163H128ZM155 164H153V165H155ZM161 164V163H160ZM159 164V165H160ZM173 164H174V162H173ZM232 164V163H231ZM257 164V163H256ZM149 165V164H148ZM152 165V167L154 168V166ZM166 165H167V162H166ZM176 165V164H175ZM229 165V164H228ZM227 165V166H228ZM246 165V164H245ZM248 165V164H247ZM249 165H251V164H249ZM2 166V165H1ZM129 166V165H128ZM158 165H156V167H157ZM180 166V165H179ZM232 166H234V165H232ZM242 166V165H241ZM241 166H240V168H241ZM81 167V166H80ZM161 167V166H160ZM160 167H158L159 168V170L161 171V168ZM166 167V166H165ZM251 167V166H250ZM228 168V167H227ZM248 168V167H247ZM246 168V169H247ZM6 169V168H5ZM82 169V168H81ZM80 169V170H81ZM124 169V168H123ZM157 169V168H156ZM176 169V168H175ZM177 169H180V168H177ZM229 169V168H228ZM232 169V168H231ZM238 169V168H237ZM242 169V168H241ZM243 169H244V167H243ZM264 169V168H263ZM121 170V169H120ZM149 170V169H148ZM154 170V169H153ZM158 170V169H157ZM219 170V169H218ZM233 170V169H232ZM239 170V169H238ZM85 171V170H84ZM83 170H81V175L82 176H85L86 175V173L84 172ZM155 171V170H154ZM176 171H178V170H176ZM179 171H181V170H179ZM245 171H247V170H245ZM258 171V170H257ZM3 172V171H2ZM4 172H7L6 170L4 171ZM114 172H116V171H114ZM120 172V171H119ZM123 172H124V170H123ZM122 172V173H123ZM128 172V171H127ZM231 172V171H230ZM157 173V172H156ZM155 173V174H156ZM160 174L162 173V171L161 172H159ZM233 173V172H232ZM237 173V172H236ZM246 173V172H245ZM151 174V173H150ZM154 174V175H155ZM165 174V173H164ZM164 174H163V176H164ZM125 175H126V173H125ZM125 175H124V177H120V178H118L117 177V179L118 180H115V181H117L116 183H118V182H120V181H123V183H125V186H126V188L125 189H129V193L131 194V193H135V194H138L139 192H141V191H139V189H138V185L136 184V183H133L132 182V177L131 176H129L128 177V175L125 177ZM129 175H131V174H129ZM156 175H158V174H156ZM162 175V174H161ZM184 175V174H183ZM240 175H242V174H240ZM257 175V174H256ZM258 175H260V174H258ZM35 178V181H32V178L33 177ZM62 176V175H61ZM60 176V177H61ZM253 176H255V175H253ZM130 177H131V179H130ZM218 177H220V176H218ZM243 177V176H242ZM256 177V176H255ZM56 178V177H55ZM87 178V177H86ZM112 178H115V177H112ZM185 178V177H184ZM240 178H241V176H240ZM239 178V179H240ZM60 178H58V180H59ZM62 179H63V177H62ZM227 179V178H226ZM53 181V184H56V188H58V186H60V183L62 184V182H60V180L59 181ZM83 180H84V178H83ZM88 180V179H87ZM114 180V179H113ZM63 181H65L64 179H63ZM114 181V182H115ZM134 181V180H133ZM179 181V180H178ZM254 181V180H253ZM60 182V183H59ZM91 182H93V181H91ZM90 182V183H91ZM182 182V181H181ZM245 182V181H244ZM258 182V181H257ZM95 183V182H94ZM122 183V182H121ZM122 183V184H123ZM179 183V182H178ZM183 183V182H182ZM252 183V182H251ZM260 183V182H259ZM59 184V185H58ZM96 184V183H95ZM134 184H136L134 187H132V185H134ZM180 184V183H179ZM264 184V183H263ZM94 185V184H93ZM93 185H91V186H87L86 188H85V190H84V192H83V194H85L84 196H86V197H88L89 199H92V200H95V201H101V200H103V199H105V196H104V194H103V192H101V191H99V189L96 187V186H93ZM168 185V184H167ZM181 185V184H180ZM166 186V185H165ZM182 186V185H181ZM259 186V185H258ZM123 187V186H122ZM170 187V189L172 190L173 188H172V185L171 186H169ZM185 187V186H184ZM191 187V186H190ZM193 187V186H192ZM191 187V188H192ZM247 187V186H246ZM264 187V186H263ZM53 188V187H52ZM168 188V187H167ZM167 188H165L164 190H166ZM194 188V187H193ZM231 188H233L232 186H231ZM236 188V187H235ZM242 188V187H241ZM59 189V188H58ZM57 189V190H58ZM124 189V188H123ZM169 189V190H170ZM239 189V188H238ZM251 189V188H250ZM257 189H258V187H257ZM262 189V188H261ZM57 190H55V191H57ZM73 190V189H72ZM196 190V189H195ZM194 190V192H196ZM242 190V189H241ZM252 190V189H251ZM125 191V190H124ZM123 191V192H124ZM126 191H128V190H126ZM168 191V190H167ZM184 191V190H183ZM186 191V190H185ZM198 191V190H197ZM238 191V190H237ZM254 191H255V189H254ZM257 191V190H256ZM122 192V193H123ZM143 192V191H142ZM165 192V191H164ZM243 192V191H242ZM251 192V191H250ZM260 192H262V191H260ZM50 193V192H49ZM55 193V192H54ZM59 193V192H58ZM168 194H169V192H167ZM166 193V194H167ZM252 193V192H251ZM254 193V192H253ZM263 193V192H262ZM24 194H26L28 197H29V199L30 200H26L24 197H25V195ZM126 194V193H125ZM124 194V195H125ZM128 194V193H127ZM143 194H147V192L146 193H144L143 192ZM171 194H174V193H172L171 192ZM170 194V195H171ZM176 194V193H175ZM174 194V195H175ZM189 194V193H188ZM247 194V193H246ZM260 194V193H259ZM264 194V193H263ZM262 194V195H263ZM24 195V196H23ZM195 195V194H194ZM83 196V197H84ZM127 196V195H126ZM130 196V195H129ZM135 196V195H134ZM143 196V195H142ZM173 196V195H172ZM187 196V195H186ZM189 196V195H188ZM245 196V195H244ZM58 197V196H57ZM80 197V196H79ZM82 197V198H83ZM181 197V196H180ZM180 197H179V199L178 200H180ZM63 198V197H62ZM133 197H131V199H132ZM142 198V197H141ZM145 198V197H144ZM176 198H178V195H176L175 196V198H173V199H176ZM182 198V197H181ZM77 198H75V200H76ZM79 199V198H78ZM84 199V198H83ZM135 199V198H134ZM188 199V198H187ZM197 199V198H196ZM208 199V198H207ZM136 200V199H135ZM138 200V199H137ZM213 200V199H212ZM77 201V200H76ZM91 201V200H90ZM182 200H180L179 202H181ZM78 202H80V204H79V207L82 209V214L80 213L79 215H77L76 214V216L74 217L73 215H75V213H74V211H72V209H70L69 211H68V214L70 215V217H71V220H73V222H74V228L76 229V232H74L73 234H72V237L74 238V239H76V240H78L79 242L81 241L80 239H79V237L81 238V236L83 237V235H82V232L81 231H79L77 228H79V224H80V222L82 221V215L83 214H88V215H92L91 217H90V222H92V220L94 219L95 220V218H97V217H95V216H101L100 218V220H105L106 221V216H105V214H104V212L102 213L101 212V210L99 209V208H96L95 210H91V207L85 202V200H84V203H82L81 204V201H79L78 200ZM184 202V201H183ZM258 202V201H257ZM260 202V201H259ZM181 204H183V203H181ZM193 204V203H192ZM194 204H195V202H194ZM66 205V204H65ZM152 205V204H151ZM185 205V203L183 204V206ZM190 205V204H189ZM214 205V204H213ZM252 205V204H251ZM176 206V207H175ZM196 207H197V205H195ZM209 206V205H208ZM220 206V205H219ZM185 207H187V206H185ZM226 207V206H225ZM67 208V207H66ZM188 208V207H187ZM199 208V207H198ZM197 208V209H198ZM201 208V207H200ZM205 208H206V206H205ZM258 208V207H257ZM148 209V210H147ZM153 209V208H152ZM157 209V208H156ZM204 209V208H203ZM210 209H211V207H210ZM217 209V208H216ZM223 209V208H222ZM88 210H89V212H88ZM189 210H191V208L189 209ZM200 210V209H199ZM214 210V209H213ZM220 210V209H219ZM161 211V210H160ZM178 211H180V208H179V210ZM181 211L183 212V210L181 209ZM192 211V210H191ZM207 211V210H206ZM230 211V210H229ZM247 211V210H246ZM88 212V213H87ZM135 212V213H136ZM222 213L223 212H225V211H221ZM11 213H12V215H11ZM193 213V212H192ZM198 213H200V211L198 212ZM209 213V212H208ZM95 214V215H94ZM137 214V213H136ZM179 214H181V212L179 213ZM69 215H67V216H69ZM166 215V214H165ZM167 215L165 216L166 218H167ZM200 215V214H199ZM209 215H210V213H209ZM137 216V215H136ZM193 216H195V215H193ZM201 216V215H200ZM17 217V216H16ZM85 217V216H84ZM190 217V216H189ZM196 217V216H195ZM202 217H204V216H202ZM208 217V216H207ZM166 218H164L166 221H167V219ZM176 218H178V221L176 220ZM215 218V217H214ZM264 218V217H263ZM67 219H68V217H67ZM70 219V218H69ZM99 219V218H98ZM138 219H140V217L138 218ZM196 219V218H195ZM204 219V218H203ZM207 219H209V218H207ZM16 220V219H15ZM15 220H13V222L15 221ZM21 220V219H20ZM93 220V221H94ZM162 220V219H161ZM210 220V219H209ZM208 220V221H209ZM4 221H6V220H3V219H1L0 218V239H3V240H7V241H9V242H14L15 241V243L16 244H21V245H27L28 247H30V243H29V239H28V235L25 233V232H23V231H18L17 233H13L12 232V230L10 229V227L7 225V224H5L4 223ZM7 221V222H8ZM69 221V220H68ZM142 221V220H141ZM177 221V222H176ZM205 221V220H204ZM216 221V220H215ZM96 222H98L97 220L95 221V223ZM139 222V221H138ZM189 222V221H188ZM207 222V221H206ZM212 222H213V220H212ZM217 222H219V221H217ZM262 222H264V221H262ZM11 223V222H10ZM67 223V224H66ZM93 223V222H92ZM168 223H169V221H168ZM172 223V224H173ZM191 223V222H190ZM189 223V224H190ZM192 223H193V221H192ZM97 224V223H96ZM184 224H186V223H184ZM183 224V225H184ZM205 224V223H204ZM222 224V223H221ZM21 225V224H20ZM70 225V224H69ZM192 225V224H191ZM199 225V224H198ZM198 225L197 224H193V227H195V229L194 228H192L193 229V231L192 232H195V233H197L199 236H201L202 235V233L200 234V232L197 230V228H198ZM208 225H210L209 224V222H208ZM213 225V224H212ZM216 225V224H215ZM219 225V224H218ZM224 225V224H223ZM222 225V226H223ZM72 226V225H71ZM95 226V225H94ZM97 226V225H96ZM217 226V225H216ZM215 226V227H216ZM226 226V225H225ZM67 227V226H66ZM172 228H173V226H171ZM175 227V226H174ZM186 227H187V225H186ZM208 227V226H207ZM210 227V226H209ZM213 227V226H212ZM47 228V229H46ZM70 228H72V227H70ZM188 228V227H187ZM189 228H190V225H189ZM190 228V229H191ZM199 228H200V226H199ZM217 228H219V227H217ZM220 228H222V227H220ZM190 229H188V230H190ZM211 228H209V230H210ZM229 229H231V228H229ZM21 230V229H20ZM72 230V229H71ZM78 230V231H77ZM217 230V229H216ZM216 230H214V231H216ZM264 230V229H263ZM163 231H164V229H163ZM170 231V230H169ZM175 231V230H174ZM173 231V232H174ZM210 231H213V230H210ZM45 232V233H44ZM72 232V231H71ZM171 232V231H170ZM170 232H169V234H167L166 236H163V242L164 243H173V241H175L174 240V238H173V236L171 237L170 236ZM191 232V233H192ZM202 232V231H201ZM177 233V232H176ZM183 234L182 235H186L187 234V232L186 231H184L183 230V232H182ZM195 233H193V234H190V235H186L185 236V245L183 244V246L181 245V242H180V245L178 244V243H176L175 244V246L178 248V247H181L182 249H184V250H188L189 252L191 251H193V252H197V251H201V249H202V252H203V250H204V247H206L205 246V244L203 245V244H201V240L200 239H198L197 237H196V234ZM205 234H206V231L204 232ZM215 233V232H214ZM216 233H217V235H219L218 234V232L216 231ZM215 233V234H216ZM195 234V235H194ZM211 234V233H210ZM223 234V233H222ZM222 234H221V236H222ZM56 235V234H55ZM154 235H156V234H154ZM175 235V234H174ZM227 235V234H226ZM179 236V235H178ZM211 236V235H210ZM220 236V235H219ZM220 236V237H221ZM174 237H176V236H174ZM212 237V236H211ZM218 237V236H217ZM228 238H229V235L227 236ZM226 237V238H227ZM72 238V239H73ZM183 238V237H182ZM200 238V237H199ZM208 238H209V240L211 239L209 236H208ZM222 238V237H221ZM225 238V239H226ZM232 238V237H231ZM181 239V238H180ZM207 239V238H206ZM206 239H203V240H206ZM223 239H224V235H223ZM233 239V238H232ZM236 239V238H235ZM177 240V239H176ZM209 240H206V242L208 243V247H207V249H205V251L204 252H206V254H211L212 256H213V258H211V259H215V262H216V264H229V262L228 261H233V262H231V263H233V264H243L242 262H240V259L241 258H239V257H237L236 255H234L233 254V251L232 250H230L229 249V251H226V256L225 257H220L219 255H217V252L218 251H216L217 249H218V247L214 244H211V243H209ZM219 240V239H218ZM228 242H229V240H230V238H229V240L228 239H226ZM226 240L224 241V242H226ZM54 241V240H53ZM75 241V240H74ZM180 241H182V239L180 240ZM231 241V240H230ZM176 242H179V241H176ZM184 242V241H183ZM182 242V243H183ZM204 242V241H203ZM202 242V243H203ZM205 242V243H206ZM216 242V241H215ZM233 242V241H232ZM264 242V241H263ZM82 243L84 244V247H85V251H87V254H89V256L91 257V258H99L98 256H96V255H94L92 252H93V249L89 246V244H88V241H86L84 238H83V241H82ZM190 243H191V245H190ZM219 244H222V243H219ZM224 244V243H223ZM227 244V243H226ZM229 244V243H228ZM233 244H235V243H233ZM232 244V245H233ZM238 244V243H237ZM241 244V243H240ZM79 245V244H78ZM225 245V244H224ZM230 245H231V243H230ZM236 245V244H235ZM235 245H233V246H235ZM264 245V244H263ZM262 245V246H263ZM174 246V245H173ZM185 246L187 247V249H185ZM223 246V245H222ZM221 246V248H223ZM243 246V245H242ZM226 247V246H225ZM180 248V249H181ZM228 248V247H227ZM226 248V249H227ZM84 250V249H83ZM237 250V249H236ZM177 251V250H176ZM252 251V250H251ZM62 252L63 253H65V251H63L62 250ZM188 252V253H189ZM192 252V253H193ZM255 252H257V251H255ZM180 253V252H179ZM224 253V252H223ZM174 254H176V253H174ZM181 254V253H180ZM184 254V253H183ZM198 254V253H197ZM200 254V253H199ZM209 254V255H210ZM249 254V253H248ZM164 255H166V254H164ZM186 255V254H185ZM189 255V254H188ZM192 254L190 253V256H191ZM250 255H252V254H250ZM178 256V255H177ZM189 256V257H190ZM255 256V255H254ZM258 256V255H257ZM261 256V255H260ZM116 257V259L118 258H120V257H118V256H115ZM166 258H167V256H166ZM210 258V257H209ZM252 258H253V256H252ZM102 258L100 257V261H102L101 260ZM191 259H192V256H191ZM229 259H231V260H229ZM258 259H260V258H258ZM121 260H123V258L121 259ZM183 260V259H182ZM186 260V259H185ZM188 260V259H187ZM193 260V259H192ZM194 260H195V258H194ZM217 260V261H216ZM254 260H256V259H254ZM117 261H119V260H117ZM129 261V260H128ZM258 261V260H257ZM105 262H106V260H105ZM108 262H110V261H108ZM166 262V261H165ZM180 262V261H179ZM214 262V263H215ZM218 262V263H217ZM129 263V262H128ZM169 263V262H168ZM168 263H163V264H168ZM258 263V262H257ZM175 264V263H174ZM178 264H192L191 263V261L190 260H188V261H182V262H180V263H178ZM203 264V263H202ZM207 264H209V263H207ZM259 264V263H258ZM261 264V263H260Z\"/></svg>",
    "mask_w": 264,
    "mask_h": 264
},
{
    "label": "water",
    "instance_id": "water-1",
    "mask_svg": "<svg viewBox=\"0 0 264 264\" xmlns=\"http://www.w3.org/2000/svg\"><path fill=\"white\" fill-rule=\"evenodd\" d=\"M0 218L5 220L1 216ZM26 224L24 226L15 222L10 223V226L13 229L19 226L29 234L30 247L0 239V264H111L105 262V256L100 252L99 258L88 256L70 236H66L64 240L58 237L59 242L48 241L46 247L41 237L35 233L33 225L29 222ZM100 257L102 261L99 260Z\"/></svg>",
    "mask_w": 264,
    "mask_h": 264
}]
</instances>
